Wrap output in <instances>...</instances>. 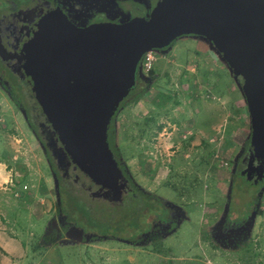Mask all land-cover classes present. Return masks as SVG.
Here are the masks:
<instances>
[{"label": "rangeland", "instance_id": "obj_1", "mask_svg": "<svg viewBox=\"0 0 264 264\" xmlns=\"http://www.w3.org/2000/svg\"><path fill=\"white\" fill-rule=\"evenodd\" d=\"M117 1L122 3L123 10L126 11L136 4L125 0ZM158 8L155 4L149 6L151 16L157 13ZM131 17H136V13H132ZM204 48H207L205 53L202 52ZM155 54L157 60L152 72L148 75L139 73L141 80L136 83L135 89L128 94L114 116L112 129L115 148L118 149L119 143L122 151L112 149V152L119 168L120 162L123 171L127 173L128 184L140 187L136 180L139 161L141 165L148 164L145 166L146 171L140 173L147 180L153 175V171L157 170L159 173V168L164 169L166 175H162L157 181L152 178L150 187L155 198L168 206L169 212L166 213L163 209L165 205L159 203L156 209L143 211L144 218L136 221L132 214L138 204L134 199L127 200V194L121 201L115 202L97 198L102 202L117 204H123V200H127L119 210L108 213L114 216V220H108V216L103 213V221L113 224V228L106 226L100 231H94L108 233L110 236H94L89 228L100 224L99 220H88L85 213H80L85 210L90 216L98 207L93 201L96 198L74 185L72 179L63 174L61 179H68L65 184L69 183L71 186V195L66 192V197L74 205L72 210L76 211V215L74 221H66L68 224L58 215L56 209L60 196L63 208L66 206L62 189L59 193L58 179L61 174L57 173L56 163L50 152L43 148L32 111L27 114L32 117L34 128L22 110L23 107L25 110L31 109L30 88L23 80L6 78L13 84L11 89L20 101L18 105L12 98V92L7 91L0 83V157L5 153L7 166L13 170H7L9 173H14V169L19 172L16 177L12 175V180H19L21 175L27 174L25 178L29 180L28 184L35 186L42 180L46 183L43 199L44 206H49L50 211L38 221L35 218L27 220L28 224H32L35 239L42 235L45 238L47 234L58 236L55 248L47 241L49 245H45L43 251L49 253L54 248L59 264H264V182L259 186H252L247 180L237 177L235 172L240 158L249 149L250 137V118L241 92L240 79L232 75L221 57L200 37L181 36L170 47ZM216 79L220 84L219 92L211 86ZM226 92L234 93L236 98L241 99L237 101V111L230 110L227 103H221L219 97H223ZM200 95L209 96V99L199 101ZM204 114L212 116L208 121L216 118L215 131L211 132L215 134L219 129L220 145L213 150L203 144H192L195 139L188 142V134L187 138L183 137L186 131L194 128L197 119L203 120ZM136 120H141L146 128L152 126L155 129L159 126L167 132L165 137H170L166 141V150L161 147L158 154L154 152L156 149L153 152L146 150L144 157H147V162L141 161L142 156L136 159L140 151L126 141V135H122L123 123L131 128L126 130L127 134L130 132L131 135L132 129L136 132ZM201 138L208 142L207 137ZM197 148L205 151L204 156L200 157L203 162L193 164L192 167L197 166V169H191V163L184 160L188 159L184 155L192 151L197 153ZM166 151L168 157H165ZM156 161L161 165L158 166ZM120 169L122 171V167ZM4 173L8 175V172ZM155 176L154 172L153 177ZM191 178L195 183L188 181ZM216 184L222 196L215 197ZM2 186L7 185H0V191L4 192ZM9 196L11 197L8 193L0 198L6 206L12 202V197ZM251 212L255 216L248 220L251 219L253 224H244L234 233L219 232L223 223L231 226L242 222ZM25 214L18 213L15 216L18 217L19 224H27ZM203 219L206 221L203 222ZM148 222L157 225H153L149 231ZM52 224L58 228L52 230ZM125 224H136V231H139L140 224V231L145 234L136 235L134 227ZM64 225L75 226L85 232L72 228L66 233ZM130 236H136V243H130V238L125 241ZM42 262L43 260L38 264H44Z\"/></svg>", "mask_w": 264, "mask_h": 264}, {"label": "water", "instance_id": "obj_2", "mask_svg": "<svg viewBox=\"0 0 264 264\" xmlns=\"http://www.w3.org/2000/svg\"><path fill=\"white\" fill-rule=\"evenodd\" d=\"M158 7L149 19L82 28L54 12L26 49L37 126L54 134L47 147L57 167L67 174L71 168L74 185L92 198L126 196L127 180L107 140L111 120L134 88L144 53L181 36L202 38L240 79L250 118L244 174L264 178V0H164Z\"/></svg>", "mask_w": 264, "mask_h": 264}, {"label": "crops", "instance_id": "obj_3", "mask_svg": "<svg viewBox=\"0 0 264 264\" xmlns=\"http://www.w3.org/2000/svg\"><path fill=\"white\" fill-rule=\"evenodd\" d=\"M206 49L207 48H204L202 52L205 53ZM215 81L216 82L211 86L212 88H214V90L217 89L216 92H219L220 84L217 79ZM204 98L209 99L205 95L203 96L200 95V98L198 99L200 101L201 99ZM219 99L222 101L221 103H227L228 108L229 109L231 108L230 110H234V111L238 110L237 101H241V99L235 97L234 93H230V92H226V94L223 97L220 96ZM240 111L242 112L243 108L240 109ZM211 117H212L211 115L207 116V114H204L203 120L197 119L198 122L195 124L194 128L186 131L183 137L187 138L186 134H188V138H187L188 142L191 143L192 140L195 139V141H193L192 144L199 146L203 144L205 146H209L210 148H212V150L215 149L218 145H220V140H218L219 129L217 130V133L215 132V134L214 132H211V131H215L214 126L216 123V118H212V120L208 121V119H210ZM122 126L124 127V131H123L124 133H122V135L123 136L126 135V141L132 143L134 148L140 151L136 159L141 158L140 156H142L141 161L144 160L145 162H147L146 161L147 157L146 158L144 157L146 150L153 152V150L156 149V151L154 150V152L158 154V152H160L159 148L165 147V150L167 149L166 141L167 139H170V137L168 136L166 138L165 135L167 132H165L164 129L159 128V126H157V128L155 129L152 126L146 128L145 125H142L141 120H136V132H134V130L132 129L131 135L130 132L127 134L126 131L128 129H131L130 126L129 125L126 126L124 123L122 124ZM211 134L212 137H209L211 136ZM202 136L207 137L208 142L203 141L201 138ZM117 147H118V151H122V148L120 147L119 143L117 144ZM197 149H198L197 153L192 151L184 155V157L188 158V159L185 158L184 160L190 161L191 167L195 163L200 164L203 162V159L201 160L200 157L204 156L205 151L202 152L201 150H199V148ZM165 150L163 151L165 152ZM167 152L168 151H166L165 157H168ZM156 154L155 156H157ZM210 158L211 157H209V159ZM169 159L170 158H168V162H170ZM151 160H153V158H151ZM24 161H26V159H24ZM156 162H157L156 164L159 163V161ZM161 162L163 163V160ZM7 163L8 161L6 162L5 158L2 159L0 157V185H2V183H6L7 185L6 187L2 186L4 192L0 191V198L8 193L12 197L11 199L12 202L8 206H6L3 202L0 201V264H29V263L38 264V262L42 260H43L42 263L44 264H46V262L47 263L51 262V264H59V260L56 259L55 257L56 253L53 252V249L55 248V245L59 239L57 241L53 240L50 243V245H53L54 248L49 253L44 252L43 249L45 245H49L47 241H49L53 235H49V234H47L46 236L44 235L45 238L42 235L41 238L39 237L36 240L34 237L35 235L33 233L32 224H28V221H30L31 219L35 218L38 221L43 216L47 215V213L50 211L49 206L48 208L47 206L46 207L44 206L43 196H45L46 194L44 189L46 187V183L43 182L42 180V182L35 184V186L28 184L29 180L25 178L27 174H24V176L21 175L19 180L13 179L14 180L13 181L12 175L16 177V175H19L18 174L19 172L16 169H14L15 172L12 173L13 170L7 166L8 165ZM10 163L11 162H9V164ZM137 164L138 166L136 170L138 176H136V180L138 184H140V187H143L144 189H146V191L153 194L154 191L150 187L152 185L151 184V180H153L152 178H154V181H157V179L162 177V175H166L165 174L166 172L162 168H159V173L157 170L153 171V175L149 177L150 180L149 181L144 177L140 176V173H142L143 170L146 171L145 166L148 164L141 165L140 161L137 162ZM159 165L161 164H158V166ZM191 169H197V166L192 167ZM7 170L12 172L9 173V171ZM4 172H8V175H5ZM150 172H152V170ZM154 172L156 174L155 177H153ZM188 181H191V183L194 182L193 178L189 179ZM24 186L26 187L25 189ZM214 191L216 193L215 197L222 196V192L218 188L217 184L215 185ZM18 213L27 214V216H25L27 224H19L20 221L17 219L18 217L17 218L15 217ZM254 216L255 215L253 214L251 219ZM251 219L248 220L246 224H253ZM202 221L205 222L206 220L203 219ZM53 225L54 224H52L51 229L56 230L58 227Z\"/></svg>", "mask_w": 264, "mask_h": 264}, {"label": "flooded vegetation", "instance_id": "obj_4", "mask_svg": "<svg viewBox=\"0 0 264 264\" xmlns=\"http://www.w3.org/2000/svg\"><path fill=\"white\" fill-rule=\"evenodd\" d=\"M128 3H135L129 10H123V5L117 0H0V83L8 91L13 92V84L6 78H17L26 82L24 76V67L27 64L26 49L32 41L37 27L54 12L62 13L66 19L75 25L82 28L95 23H114L118 24L121 21L132 19L131 14L136 13V17L150 18L148 8L155 4L159 6L164 0H125ZM135 16V15H134ZM190 38H198L196 36H187ZM210 46V45H209ZM16 96V95H15ZM31 109L33 100L31 99ZM25 111L24 109H22ZM33 113V112H32ZM39 130V138L43 143V148L49 151L47 143L54 134L46 129ZM246 153L240 158L236 166L237 177H241L252 186H259L264 182L257 179V173L252 171L250 180L247 178V173L244 171L248 168L250 149H246ZM50 152V151H49ZM51 154V153H50ZM53 158V157H52ZM54 159V158H53ZM55 161V160H54ZM257 165L254 162V166ZM58 173L68 178H72V170L68 169V174L65 169L58 168ZM127 180V179H126ZM130 184L126 186V194H131ZM253 212L249 213L247 218L239 223H234L231 226L223 223L222 234L226 232L234 233L237 228L247 223L248 218ZM153 225H157L154 223ZM159 225V224H158Z\"/></svg>", "mask_w": 264, "mask_h": 264}, {"label": "trees", "instance_id": "obj_5", "mask_svg": "<svg viewBox=\"0 0 264 264\" xmlns=\"http://www.w3.org/2000/svg\"><path fill=\"white\" fill-rule=\"evenodd\" d=\"M141 80L140 76H139V65H138V68H137V73H136V83H138L139 81ZM136 83L134 85V88L136 87ZM133 91V90H132ZM13 100L15 101L16 104L20 105V101H18V99L16 98V96L13 94ZM127 99V98H126ZM125 101V99L120 103L116 113L118 112V110L121 108V105L122 103ZM24 110H25V107H23ZM29 110L30 109H27L25 110V113L29 114ZM116 113L114 114V116L116 115ZM27 114V118H28V121L30 122L31 124V127H35V125H33L32 123V117H29V115ZM34 115V114H33ZM114 116L111 120V123H110V127L108 129V143H109V147L110 149L112 150H118L117 148H115V134H114V131L112 129V123H113V119H114ZM248 143H249V140H248ZM249 149H250V145H249ZM5 156V153H3L1 155V158L3 159ZM119 162V161H118ZM120 166L122 167V172H123V175L126 177L127 180H129V178L127 177V173L125 171H123V166L121 165V163L119 162ZM120 167V168H121ZM58 173V172H57ZM68 180V179H67ZM66 179H61V177H59L58 181H59V193H60V189H62L63 193H64V197L66 199V206H65V209L63 208V205L61 203V196H60V202L58 203L57 205V213L58 215L62 218H64V221L66 222L67 220L69 221L68 223H70L71 221H74V217L76 215V211H73L72 210V206H74L73 204H71L70 200H69V197H66V192L69 193V191L71 192V186L69 183L65 184V182L67 181ZM73 183V181H72ZM74 184V183H73ZM130 189L132 190L131 194H128V196L126 197L127 200L131 201L132 199H134L138 206H136V209L135 211L133 212L132 214V217L133 219L136 221L141 219V218H144V215L142 214L143 211H152L153 208L156 209L157 207V204L161 203L162 206L165 205V208H163L165 210V212H169V208L166 204H164L162 201H160L157 197L155 198V196L142 189L141 187L139 186H136L134 185L133 183H130ZM71 195V194H70ZM72 197H74L72 195ZM75 198V197H74ZM72 200V199H71ZM125 200V199H124ZM123 200V204L121 203H108L106 201L102 202L100 200H97V199H94L93 201H95L97 204H98V207L93 211V213L89 214L85 212V210L83 212L80 213V215L82 213H85L86 214V217L88 218V220H92V219H95V220H99L100 224H94L92 227H90L89 229L92 231V233L94 234V236H110L108 233H95L94 231L95 230H101V228H104V227H108V228H113V224H106L107 221H103V213H104V216L107 215L108 216V220H114V216L112 214H108V213H111V212H115L117 210H119L122 206H124V204L127 203V200L124 201ZM71 204V205H70ZM167 209V210H166ZM117 213L115 214V217H117ZM131 216V215H130ZM156 218L157 215H155ZM126 219V218H125ZM87 220V221H88ZM67 223V222H66ZM67 223V224H68ZM103 223V224H102ZM151 222H148V225H149V231L152 229L153 225L150 224ZM65 224V223H64ZM73 224V223H71ZM115 225H120V224H115ZM126 226H129L131 225L132 227H134L133 231H136V224H125ZM72 228H78V227H75V226H68L66 227L65 225L63 226V230L66 232V233H69V231L72 229ZM117 228V227H116ZM114 228V229H116ZM139 231H136V235H143L145 234L144 232L140 231V229L142 228L139 224ZM151 228V229H150ZM80 229L82 232H85V230L81 229V228H78ZM116 236V235H115ZM58 236H55L53 235L51 237V239L48 241V242H52L53 240L55 241V239L57 238ZM135 237L136 236H130V237H127L125 238V241H127L128 238H130L128 241H130V243H136L135 242Z\"/></svg>", "mask_w": 264, "mask_h": 264}, {"label": "built area", "instance_id": "obj_6", "mask_svg": "<svg viewBox=\"0 0 264 264\" xmlns=\"http://www.w3.org/2000/svg\"><path fill=\"white\" fill-rule=\"evenodd\" d=\"M156 52L157 51H155V50H151V51L144 53V55L142 56L140 63H139L141 73L148 75L150 72H152V70L154 68V63L157 60V57L155 54ZM210 98L214 99V97H212V96H210ZM25 188L26 187L24 186V189Z\"/></svg>", "mask_w": 264, "mask_h": 264}]
</instances>
